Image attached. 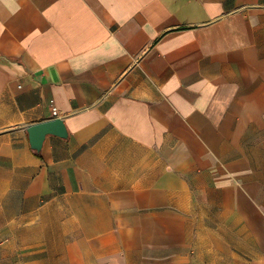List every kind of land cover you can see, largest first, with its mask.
Listing matches in <instances>:
<instances>
[{"label":"crops","instance_id":"0c3cea01","mask_svg":"<svg viewBox=\"0 0 264 264\" xmlns=\"http://www.w3.org/2000/svg\"><path fill=\"white\" fill-rule=\"evenodd\" d=\"M8 253L264 264V0H0Z\"/></svg>","mask_w":264,"mask_h":264},{"label":"water","instance_id":"95a60500","mask_svg":"<svg viewBox=\"0 0 264 264\" xmlns=\"http://www.w3.org/2000/svg\"><path fill=\"white\" fill-rule=\"evenodd\" d=\"M26 132L29 146L36 153L41 151L42 143L47 136H58L63 139H66L68 136L64 122L62 118L59 117L28 124L25 128V133Z\"/></svg>","mask_w":264,"mask_h":264},{"label":"rangeland","instance_id":"374dc122","mask_svg":"<svg viewBox=\"0 0 264 264\" xmlns=\"http://www.w3.org/2000/svg\"><path fill=\"white\" fill-rule=\"evenodd\" d=\"M16 263V255L13 253H8L6 255L0 254V264H15Z\"/></svg>","mask_w":264,"mask_h":264}]
</instances>
